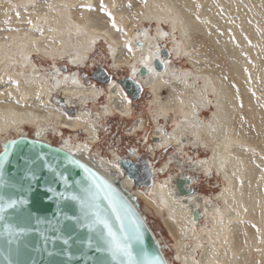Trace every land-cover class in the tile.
Masks as SVG:
<instances>
[{
  "label": "bare ground",
  "instance_id": "obj_1",
  "mask_svg": "<svg viewBox=\"0 0 264 264\" xmlns=\"http://www.w3.org/2000/svg\"><path fill=\"white\" fill-rule=\"evenodd\" d=\"M103 2L116 28L107 13L100 12V0H35V7L31 0H0V92L5 93L0 95V137L5 136L0 151L8 140L29 138L28 128L34 133L31 138L50 145L52 137H59L57 147L109 180H118L121 188L144 204L146 212L159 217L182 264H264V120L249 122L257 118V112L242 71L250 52L246 49L248 54L243 56L235 48L242 40L241 33L234 31L233 40L229 26L222 32L209 30L219 18L203 0H147L146 6L132 0L131 9L127 8L129 0ZM140 12L143 15L135 18L130 15ZM28 19L43 28V35L25 22ZM17 28L19 31L9 30ZM158 29L166 35H160ZM125 41L131 42L132 52ZM98 43L107 47L112 69H118L113 65L119 64L131 77V66L137 67V85L151 96L152 149L173 147L155 170L161 179L153 180L145 191L135 188L126 174L120 176L115 160L108 161V155L99 156L93 148L99 142L101 119L134 116L132 103L104 83L108 72L97 75L102 86L95 80L85 83L80 68L87 67L89 53ZM157 47L159 58L151 61L155 72L142 74L140 61ZM40 56L48 65H55L40 69L35 61ZM62 58L69 65L57 62ZM180 58L189 67L171 65ZM156 60L168 63L161 64L159 70ZM73 74L78 84L72 83ZM9 77L19 81V88L8 82ZM116 83L126 92L119 81ZM97 89L102 92L97 94ZM58 99L60 103H56ZM125 109L127 114L121 115ZM204 111L209 112L207 119H201ZM170 118L172 125L167 128ZM145 125L143 118L134 120L126 134L142 132ZM250 125L254 136L248 131ZM13 130L17 136L9 137ZM65 131L69 135H64ZM187 149L205 151L206 155L196 153L194 157ZM206 171L207 177L217 176L221 181L211 194L195 189L197 179L206 176ZM177 173L193 177L184 185L190 191H179ZM194 211L199 214L197 219ZM250 222L257 224L254 231Z\"/></svg>",
  "mask_w": 264,
  "mask_h": 264
},
{
  "label": "snow or ice",
  "instance_id": "obj_2",
  "mask_svg": "<svg viewBox=\"0 0 264 264\" xmlns=\"http://www.w3.org/2000/svg\"><path fill=\"white\" fill-rule=\"evenodd\" d=\"M32 6L35 7V0H31ZM142 6L147 5V0H139ZM115 2L113 7H115ZM27 5H25V8ZM67 7V5H65ZM91 7V6H88ZM133 7L132 0H129L127 8L131 9ZM199 7V5H197ZM100 12L107 13L109 19L111 20L112 27L116 28L117 24L115 19L112 17V13L108 11L104 5L103 0H100ZM133 18L137 15H143L140 13H130ZM17 19L20 18V12H15ZM28 25L35 28L43 35V28L38 25H33V21L28 19L25 21ZM10 31H19V29H9ZM160 35H166V33L160 32ZM146 34V33H145ZM99 37H97L98 39ZM7 39V37H6ZM33 43H35L33 41ZM95 43V40H93ZM125 47L128 52H132V46L130 41H125ZM111 50V45H109ZM160 49L157 47L154 51L150 52L148 56H144L140 63L149 73H154L155 68L152 66V59L159 58ZM77 66L79 62L75 61ZM161 64H167L168 61L160 60ZM121 65L114 64L113 68H119ZM137 67L135 65L131 66L132 76L129 77L136 84L139 81L135 80V73L137 72ZM53 71L56 72L53 66ZM59 73L57 72V75ZM54 78V77H53ZM2 79V78H0ZM68 77H65V81ZM8 82L12 85H16L19 88V81L8 78ZM110 88L117 89V94L121 98L131 104L132 101L129 99V94L124 92L123 89L119 88V85L115 80L109 79L106 81ZM61 83V81H57ZM73 84H78L79 80L75 78L73 74L72 79ZM95 88V85H92ZM102 89H97V94L101 93ZM4 92H0V95H4ZM11 96V92L7 93ZM39 95V93H37ZM19 103V101H17ZM127 114V109L121 112V115ZM79 119V117H77ZM25 137H19L18 139H12L5 142L3 145V151H0V188L8 187V180L5 178V174L8 167L16 169L15 164H11L13 156H15L14 149L19 147L23 153V142ZM67 143V142H65ZM87 147V144L85 145ZM149 151H154V149L149 148ZM131 155L132 159H128L127 156ZM17 163L22 164L23 167L19 169L21 174L20 181V197L14 198L15 189L11 195L0 194V221L3 222V235L6 244L10 247L14 242L18 245L20 237H22L28 228L19 224L12 222L7 217V213L11 210L14 211L18 206L21 205H37V213L43 210V207L51 204L52 202H78L80 205V214H73L65 217V225L61 226L59 229L60 235L54 236V242L60 241L62 243L61 254L68 257L69 259L74 254L68 245L72 243L70 239L74 232L77 231V226L80 228L87 229V234L85 237L80 239L79 250L80 255L89 261V264H167V262L160 256L152 255L144 247V235L142 232V225L140 221L135 217V214L129 208L127 202L112 188V185L101 179L94 171L89 169L86 165L80 164L76 160H72L71 163L78 164L79 168L87 174L86 180L88 181V186L82 190L83 194H77L76 192L67 194V189L60 191L59 188L62 186V182L68 179L61 173H55L51 175L50 178H45L41 180L37 177L35 169L40 167L42 170L52 169V165L48 163L37 164V161H42V155H36L33 157H27L23 154L16 156ZM143 158L140 156L137 150H132L130 153L125 155V163H127V179L134 180L137 179L138 175L142 173L143 169L139 167L141 160ZM113 160L116 161L115 168L119 172L121 177L125 176V170L122 169L121 157L118 155H113ZM203 163V162H201ZM147 167V165H145ZM163 171V169H161ZM153 172L155 169L153 168ZM208 175V172H205ZM177 176L182 179V181L193 180L192 176L187 174L177 173ZM153 178H155L153 176ZM172 177H168L171 181ZM79 183V182H78ZM166 186V185H165ZM103 193V198L108 201V209L102 210L100 206V196ZM25 196L27 198H25ZM62 213L53 212V216L61 215ZM31 216V213L29 214ZM110 215L115 217V220L119 223V229L113 228L110 222ZM36 223H41V218L39 215L35 217ZM50 223V221H49ZM255 227V225H253ZM93 253L92 256H88V252ZM4 260L6 264H18V261L11 257V252L9 248L5 249ZM49 255H55V252L49 253ZM179 257H176L178 259Z\"/></svg>",
  "mask_w": 264,
  "mask_h": 264
},
{
  "label": "rangeland",
  "instance_id": "obj_3",
  "mask_svg": "<svg viewBox=\"0 0 264 264\" xmlns=\"http://www.w3.org/2000/svg\"><path fill=\"white\" fill-rule=\"evenodd\" d=\"M203 2L209 3L211 7L215 10V14L218 15L219 21L214 25L209 26V30L217 29L222 32L224 27L229 26L232 31L229 34V37L233 40H236V35L234 31H239L242 35V40L236 42L235 48L243 55L246 56L248 51L250 55L245 59V65L242 67L243 79L247 83V94L251 97L252 101L255 104L257 118L253 117L250 119V123L256 121L260 122L264 120V0H203ZM145 24L149 25L148 22ZM155 25V24H154ZM154 25L152 27H154ZM242 25H245L249 31L243 30ZM150 27V26H148ZM147 27V28H148ZM151 27V28H152ZM168 42V41H167ZM168 45V43H167ZM92 49V52L89 53V58L87 61V67L80 68L82 71V76L84 77L85 83L90 82V80H95L92 78L93 75L97 76L103 74L104 70L106 73L112 75L111 78L116 80L119 78H124L127 76L128 71L126 68L112 69L109 62V55L107 53V47L102 43H98ZM39 56V55H38ZM40 69L48 68V62L43 60L40 56L35 58ZM60 65H69L66 59L62 58V61L57 60ZM176 67L187 66L189 64L184 58L174 59V62H171V65ZM69 67L70 66H66ZM80 67V66H79ZM67 69V68H66ZM97 85H104L95 80ZM55 96V95H53ZM61 97V95H58ZM62 98V97H61ZM151 96L143 89L140 92V95L132 100V109L134 112L133 119H122L120 117H112L110 119H101L102 126L99 131V142L93 146L94 151L99 156H104L108 161H112L113 155L112 151L114 150L115 154L125 158L126 153H130L132 150H137L140 156L150 165V171H152V177L154 180L161 179L162 175L158 176L155 172L158 170L159 165L167 158L168 153L173 149V147L164 149V150H154L149 151V148H153L152 143V130H153V121L148 110V103ZM104 99V98H102ZM59 100V99H58ZM56 103H60L59 101ZM103 104V103H102ZM239 111L237 110L235 115L238 116ZM202 117L207 119L209 117V112L204 111ZM142 119L145 121V129L142 132L134 133L133 135L126 134V127L132 124L134 120ZM145 118V119H144ZM150 122V123H149ZM164 123V122H163ZM249 123V124H250ZM264 126V123H262ZM172 125L171 118L167 123L166 127L170 128ZM28 137L33 136V131L27 129ZM248 131L252 136L255 135V131L250 125ZM9 137H16L17 133L13 132L8 134ZM64 135H69L68 132H64ZM4 135H1L0 142L4 138ZM7 137V136H6ZM81 138V135H80ZM59 137H52V145H57L59 142ZM111 151V152H110ZM187 151L195 157V154L198 153L200 156L206 155L205 151H200L198 149L188 150ZM127 158H131V155H128ZM153 168L156 170L153 172ZM174 168V165L171 166ZM197 185V186H196ZM221 181L217 176L207 177L201 176L197 179L195 184V189L206 194H211L214 191L220 188ZM138 188L137 186H134ZM143 191L144 188H142ZM138 201V200H137ZM138 210L144 216L146 223L148 224L150 230L154 234L155 238L158 240L161 251L170 264H182L179 259H176V249L175 242L171 235L169 234L167 228L160 221L159 217L154 213H149L145 211L144 204L138 201ZM255 225V227H253ZM257 228L255 222H250V229L254 231Z\"/></svg>",
  "mask_w": 264,
  "mask_h": 264
},
{
  "label": "water",
  "instance_id": "obj_4",
  "mask_svg": "<svg viewBox=\"0 0 264 264\" xmlns=\"http://www.w3.org/2000/svg\"><path fill=\"white\" fill-rule=\"evenodd\" d=\"M166 55V50H163ZM157 62V69H161V63L159 60ZM103 72L107 74L104 70ZM142 74L146 73V69L143 67L140 69ZM112 75L109 74L107 79H111ZM95 80L99 78L95 75L92 76ZM119 83L124 87L126 92L129 94L132 100L136 99L141 92L140 87L133 83L129 76L117 79ZM135 86V89H132ZM24 137V136H20ZM19 137L15 138L18 139ZM23 142V153L19 147L15 148V156L11 160V164L16 165V169L11 167L7 168L5 178L8 180V187L0 188V194L11 195L13 189H15L14 198L20 197V181L21 174L19 169L23 167L22 164L17 163L16 156L23 154L25 158L35 157L36 155H42L43 160L37 161V164L48 163L52 165L50 170H42L39 166L36 167L35 172L38 178L44 180L45 178H50L53 172L61 173L63 176L67 177L65 181L62 182V186L59 188L60 191L67 189V194L76 192L77 194H83L82 190L88 186V181L86 180L87 174L83 169L79 168L78 164L71 163L74 159L80 164L86 165L89 169L94 171L101 179L108 181L112 188L127 202L131 211L135 214V217L140 221L142 225V232L144 235L143 247L149 251L152 255L159 254L165 260L160 245L157 242L154 234L150 230L144 216L138 210V202L135 196L131 195L127 190L120 187L118 180H109L98 170L88 165L84 161L80 160L76 156H73L69 152L60 149L55 145H50L48 143L36 140L34 138L25 137ZM12 140V139H11ZM4 145V144H3ZM3 145L2 150L3 151ZM129 159V158H128ZM121 163L122 169L125 170L127 175V163L123 157L119 161ZM143 169L142 173L138 175L137 179L132 180L134 185L138 188L146 190L152 185L153 177L152 171H150V165L147 163V167L138 165ZM156 174V172H155ZM79 182V183H78ZM188 181H182L181 178L176 180L177 187L181 193H186L190 191V188H186L184 185ZM25 198H27L25 196ZM100 206L102 210L108 209V201L103 198V193L100 196ZM37 205H21L18 206L14 211H9L6 215L12 222L19 223L28 228V231L20 237L19 244L15 242L9 247L6 244L3 235V222L0 221V264H6L4 260L5 249L9 248L11 252V257L18 261V264H89V261L80 255L79 244L80 239L85 237L87 234V229L80 228L77 226V231L73 233L72 243L68 245V248L74 253L71 258L61 254L62 243L60 241L54 242V236H59V229L61 226L65 225V217L73 215L74 213L80 214V205L78 202H52L49 205L43 207V210L37 213ZM62 213L58 216H53L52 213ZM31 213V216L29 215ZM39 215L41 218V223L37 224L35 217ZM194 218L197 219L199 214L194 211ZM50 221V223H49ZM110 222L114 229H119V223L115 220L114 216L110 215ZM55 252V255H49L51 252ZM91 251L88 252V256H92ZM166 261V260H165Z\"/></svg>",
  "mask_w": 264,
  "mask_h": 264
},
{
  "label": "flooded vegetation",
  "instance_id": "obj_5",
  "mask_svg": "<svg viewBox=\"0 0 264 264\" xmlns=\"http://www.w3.org/2000/svg\"><path fill=\"white\" fill-rule=\"evenodd\" d=\"M129 159H131V158H129ZM139 165H141V166H145V165H147V163H146L145 161L141 160V162H140Z\"/></svg>",
  "mask_w": 264,
  "mask_h": 264
}]
</instances>
